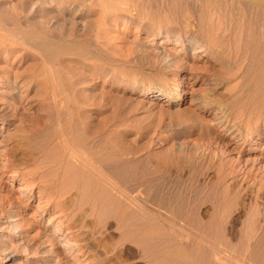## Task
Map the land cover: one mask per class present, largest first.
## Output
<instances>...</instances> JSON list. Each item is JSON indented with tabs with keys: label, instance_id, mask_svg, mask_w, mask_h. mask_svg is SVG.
Here are the masks:
<instances>
[{
	"label": "rangeland",
	"instance_id": "374dc122",
	"mask_svg": "<svg viewBox=\"0 0 264 264\" xmlns=\"http://www.w3.org/2000/svg\"><path fill=\"white\" fill-rule=\"evenodd\" d=\"M220 2L221 17L224 10H232L235 20L249 13L240 1ZM201 3L203 0H107L110 7L103 4L106 10L86 7L87 16L73 18V14L61 12L57 1L47 8L48 0H0V264H63L55 261L56 252L64 251L59 237L53 236L56 244L48 242L44 254L30 243L23 244L19 233L27 232L28 237H37L43 229L53 233L56 212L44 199L52 186L59 187V177H74L65 175L62 163H55L70 161L62 153L68 146L76 154L86 153L92 166L102 168V175L115 179L114 186L112 181H104L108 185L100 184L95 192L87 186L100 199L119 201L114 192L117 186L127 188L143 178L146 188L149 184L148 190L164 195V201L179 215L187 212L189 221H176L178 254L186 252L197 264L223 259L225 264H264V139L235 143L196 107L201 96L228 99L239 86L236 80L228 84L222 80L214 88L203 82L205 76L220 75L221 69L211 56L193 53L195 43L187 41V37L204 36L197 32L206 15ZM39 17L45 22L36 21ZM224 21L215 22V29L226 33L225 39L237 40L239 30L226 31L229 20ZM26 34L31 38L27 40ZM156 89L167 92L169 98L158 96ZM60 125L62 141L54 135ZM6 151L16 166L6 161ZM60 155L64 157L60 159ZM70 184L67 188L76 201L81 188ZM84 197L79 204L87 199ZM105 218L96 229L108 240L105 242L113 241L111 263L161 264L150 251L165 248V235L153 234L152 240L140 241V246L134 243L138 238L131 228L121 231L119 220ZM13 222L19 228H12ZM202 226L207 227L208 236L200 241ZM119 234L125 238L120 240ZM154 235H161V242L159 237L154 242ZM209 235L223 241H217L220 255L211 252ZM146 240L152 243L150 249ZM186 257L180 254L178 263L183 264Z\"/></svg>",
	"mask_w": 264,
	"mask_h": 264
},
{
	"label": "bare ground",
	"instance_id": "6f19581e",
	"mask_svg": "<svg viewBox=\"0 0 264 264\" xmlns=\"http://www.w3.org/2000/svg\"><path fill=\"white\" fill-rule=\"evenodd\" d=\"M48 1L50 4L47 6V8H52L53 2L57 1L59 3V7L61 8V12H64L65 14L66 13L73 14L72 15L73 18H82L83 16H87L85 13V11L88 12V10H86L87 9L86 7L93 8L94 6H96L98 8H102L101 6H103L102 10L105 8L104 5H106V8L110 7V6H108V4H106L107 0H48ZM230 1H232V0H230ZM234 1H235V3H236V1L237 2L240 1V3L242 5L244 4V8L246 10L249 8L248 9L249 13L247 12L248 17H246V15H247V13H246V15L243 14V16L239 17V19H238V16H236L237 20H235L236 18L233 19V17H232V15L234 13L231 15L232 10L228 11V12L224 10L225 14L223 15V12H224L223 11L222 17H221L220 16L221 14L218 12V10L220 11V9H219L220 4H221L220 0H203L204 4L203 3H201V4H203V9H204V11H206L204 13H206L207 16L203 15L201 20H200V18L198 19V21L200 20L199 21V27H197L198 29L197 28L196 29H197V32H200V34L203 33L204 36L202 38L201 37L196 38V35H195V37H194L195 39L191 38V37H187V41L189 43H192V44L195 43V48H194L193 53H197V54L201 53L202 56H211L212 60L214 59V60L219 61V67L221 69L220 75L214 74V75L205 76L204 78H202V79H204L203 82L206 83L208 85V87L214 88V86L217 85L218 83L220 84V82L222 80L224 82H227V84L232 80H236V82L239 83L238 90L235 91V93L231 95V98H228V99L222 98L220 101H216V100L212 99V97L210 98L208 96H201L197 101L198 103L196 104V107L198 109L202 110L204 114L207 113V115L211 117V122H213V124L218 127L219 131L225 132V134L228 136L229 139L234 140L235 143L245 145V144H247V142L251 141L252 139H264V0H239V1L234 0ZM223 2H224V0H223ZM46 5H47V3H46ZM106 8H105V10H106ZM201 9H202V7H201ZM91 10H93V9H91ZM91 10L89 9V12ZM100 12H101V10H100ZM41 18L37 19L36 21H38V22H39V20L42 21L43 17H41ZM224 18H226V21H227V18L229 20V22H227V23H229L227 29L223 26L226 31L228 30V32H231V31L234 32V29L239 30L240 33H239V38L238 39L236 38L237 40H235L234 37L232 38L233 40L225 39L224 35H226V33H224L222 30H219L220 29L219 27L215 29L214 23L216 22V23L221 24V19H222V21H224ZM84 19H86V18H84ZM97 19H98V17H97ZM43 21H42V23H43ZM84 23L86 24V20ZM216 23H215V25H216ZM84 26H86V25H84ZM6 36H7V33H6ZM28 36L26 34L27 40L29 38H31V37L28 38ZM235 37H236V35H235ZM237 37H238V35H237ZM46 43H47V39H46ZM35 50H37V49H35ZM196 58H198V56H196ZM209 62H210V59H209ZM154 93H156L158 96H163L164 98H169L167 92H162L159 89H156L154 91ZM65 95H66V93H65ZM57 98H59V97H57ZM60 108L57 109L58 112H59ZM55 109H56V106H55ZM66 109L68 110V108H66ZM70 109H71V107H70ZM62 110H63V108H62ZM49 113H51V112H49ZM64 119H62V120H64ZM64 123L65 122L63 121V124ZM64 134H65V130H64ZM54 135H55V137H57V140L59 138H61V141H62L63 128L61 125L58 128V130H56L54 132ZM50 137H51V135H50ZM64 138L66 140V136ZM59 143L63 144L60 141H59ZM55 144L57 145V143H55ZM53 147H51V148H53ZM78 147H80V146H78ZM78 147L75 146V149ZM64 148H65L66 152L63 150L62 153L64 154V156L67 153L68 154L67 160H70V161L69 162L65 161L66 164L64 165V162H63L64 160L61 159L64 156H61L62 154L60 152H58V154L59 153L61 154L59 157L61 159V161L58 162L57 161L58 158H57V160H56L57 162H55V161L54 162L57 164H60V163L63 164V169L65 168L64 170L66 172L64 170H62L61 173L63 171L65 172V175L72 173V175L74 177L72 176L73 177L72 179L69 178L71 180H67V178L64 179L63 178L64 176L59 177L58 178L59 179V185L58 186L60 188L57 187V185H55L53 182V185H55V186L53 187L51 185L52 187L50 188V191L45 194L44 200L46 201V203L50 202V204H51L50 210L52 209V212H56V213H54L55 214L54 217L57 219V221H56L55 225L53 224L54 225L53 228H51L53 233L48 234L43 229V231H41L39 233V235H37V237H28L27 232H22V233L20 232L19 235L21 237L20 238L21 242L22 243L24 242L23 244L30 243L32 246H34L35 250L38 253H44L45 254L48 251V248H47L48 242H54L56 244V240H55L56 238L54 239L53 236H57V237H59L58 240L62 241L61 244L63 246L64 251L66 250V253L64 254L63 253L64 251L63 252H60V251L56 252V254H55V258H56L55 261L56 262L59 259L62 261L63 264H72V263L82 264L83 262H84L83 264H114L113 262L111 263V261H110L111 258L113 257V256L112 257L110 256V246H113V244H112L113 241L111 242L112 245L109 242L108 243L105 242V240L106 241H108V240L103 239V234L100 233L101 231L99 232V230L96 229V224L101 223L102 218H105V217L107 218L108 216H110V217L113 216L116 218L118 223H119V221H120V223H122V225L119 224L120 228L118 225V228L121 231H122L121 228H123V227H125L124 231H128L127 227L132 229L130 232L133 231L132 234L135 235V238L136 237L138 238L137 239L138 241L136 239L134 241V238H133L134 236H131V234H130L129 238L132 237L134 243L136 242L135 244H137V242H138V245L140 244V246H141V242L143 240H145V239L152 240L153 238H150V236L153 237V234L157 235V233H160L162 236L165 235V237H163V239L164 240L166 239V241H164V242L162 241L165 244V248L164 249L163 248L158 249V248H154V246H152V250L154 248L153 252L149 250L151 253V257L154 258V260H157L156 261L157 263L159 261L161 264H181L180 261L178 263V258H180V254L182 256L184 254L186 257V252L183 254L182 253L178 254L179 249H180V243H179L180 242L179 241V237H180L179 234L180 233H179V226L177 225L178 223L176 221H179L180 219L188 220L187 219L188 218L187 212H185V214H183L182 216L179 215V213L175 209V207H172L173 205L164 201V199L162 198V196L164 197V195L156 193L155 192L156 190L153 192H151V190H148V187H150L149 184H147V188H146V182L144 181L143 178H141V179L137 178L138 181L136 183H134L135 182V180H134V182H133L134 184L132 182H130V184H128L129 186L127 185L128 186L127 188H119L120 185L117 186V188L114 187V188H116V191H114V192L118 193V199H120L119 201H116V202L113 201L112 197H111L112 199L109 197L111 201L100 199L98 197L99 196L98 193H96V194L94 193L95 190L97 191V189L101 188L102 185H108L106 183H103L104 181H106L108 183H110L112 181L110 183V185L114 186L115 179L109 180L110 178L107 179V174L102 175L100 173V170L102 168L98 165L101 168L99 170V167H98V169H96L94 166H92V163H91L92 160L89 161L90 157L88 159L86 157H84L86 153L85 154L82 153L83 155L76 154L69 146L64 147ZM100 149H102V148H100ZM103 150H104V148H103ZM9 151H6V153H4L3 155L6 157V161L8 162V164H10V165L12 164L13 166H16V164L15 165L13 164L14 158H12V155H10ZM69 156L74 159V160H72L73 162L71 161V159H68ZM86 156H87V154H86ZM42 158L44 159V157H42ZM46 158L47 157H45V159ZM34 159H35V157H34ZM64 159H66V157ZM92 159L94 161L95 158H92ZM103 159H105V157H103ZM96 160H101V159L97 158ZM41 162H42V160H41ZM51 162H52V160H51ZM99 162L101 163V161H99ZM43 163H44V161H43ZM28 164H30V163H28ZM50 164L51 163H49V165ZM47 166H48V164H47ZM60 166L62 167V165H60ZM4 167H7V166H4ZM15 168L16 167H14V169H13L14 172L17 171V169H15ZM51 169H49V171ZM49 171H47V173H49ZM51 172H52V170H51ZM101 172L103 173V171H101ZM54 173H55V171H54ZM59 174H60V171H59ZM48 175L50 177V174H48ZM56 175H58V174H56ZM62 175H63V173H62ZM58 176H60V175H58ZM65 177H68V176H65ZM88 178L91 180V182ZM87 180H89V182L92 184L90 185V183H88V185H87V182H86ZM55 183H56V181H55ZM70 183H72V184H70ZM57 184H58V182H57ZM68 184L73 185L74 188H76V189H79V188L82 189L84 187L87 189V186H89V189L94 191V192L92 194L91 192H89L90 190L88 191V189H87L86 192L87 193L89 192V197L86 194H85L86 196L84 197L82 194L84 192V190L81 192V189H80V194H79V196L77 195V197H79V198L75 201L74 197L71 198V196L72 195L74 196V194L71 195L70 192H72V191H70L71 188H69L70 190L67 188V186H69ZM100 184H102L101 187L99 186ZM158 184H159V182H158ZM91 186H92V188H90ZM39 187H41V186H39ZM56 187H57V189L55 190ZM65 188L67 190H65ZM76 189L74 191L75 195H76ZM105 189L106 188L103 187V190H105ZM111 191H113V190H111ZM86 192H84V193H86ZM105 193H106V191H105ZM112 194H113V192H112ZM80 195H81L82 199H83V197H84V199L87 198L84 200V202L82 200L81 204H79L80 203L79 199H81ZM113 196H115V195H113ZM119 197H122L123 199L119 198ZM73 198H74V200H73ZM172 201H174V200H172ZM182 211H184V210L182 209ZM108 219L110 220V218H108ZM112 220H114V219H112ZM16 223L18 225V222H16ZM13 224H14V222H13ZM17 225L14 224V226L12 228H14V227L16 228ZM188 225H189V223H188ZM188 225H187V227H188ZM97 226L99 228V225H97ZM102 226H104V224ZM115 226H116V224H115ZM206 226L200 227L201 229L199 228V230L201 231L202 234L205 233V235H202V234L200 235V238H199L200 241H203L204 237L206 236V230H208V229H206V230L204 229ZM17 228H19V225L17 226ZM106 229H100V230L105 231ZM116 230H117V228H116ZM193 230H194V228H193ZM146 231L148 233H145ZM101 234H102V236H101ZM122 234L125 235V233H122ZM122 234H119V236L121 235L119 238L120 240L122 238L123 239L125 238L124 235L122 236ZM161 235H159V236H161ZM154 237H155L154 242L160 240V237L158 238L155 235H154ZM206 237H205V239H206ZM209 237H210V235H209ZM216 237H210V239L208 240V238H207V240H208L209 245H211L210 250H211V252L213 251V255L214 254L220 255V253H216V250L218 252L217 247L221 246V243H223V241H221L220 239L216 240ZM127 238H128V236H127ZM157 238H158V240H156ZM217 241H218V243H219V241L221 242L220 245L219 244L217 245ZM148 242L149 241H147V244H148ZM160 242H161V240H160ZM197 242L198 241H196L195 245H197ZM142 243H146V242H142ZM157 243L159 244V242H157ZM149 244L151 246L152 243H149ZM149 244H148V246H149ZM206 244H207V242H206ZM224 244H222V245L224 246ZM146 246H145V249H146ZM150 246L148 249H150ZM159 246H160V244H159ZM199 247H200V245H199ZM49 250H50V248H49ZM115 251H117V248L115 249ZM221 251H222V249H221ZM221 251H219V252H221ZM201 252H202V250H201ZM211 252H209V253H211ZM113 255H115V254H113ZM178 255H179V257L177 258ZM210 256L213 257L212 255H210ZM233 257H234V255H233ZM239 257H240V255H239ZM80 258H82L83 260H81ZM186 258L187 259H185V261L183 260L184 261L183 264H197L195 262L196 260L191 255H188V257H186ZM220 259H221V257L219 258V260ZM214 260L216 261V260H218V258L214 259ZM209 263H211V262H209ZM212 263H214V261ZM217 263H214V264H217ZM238 263H239V261H238ZM219 264H225L224 259L222 260V262L220 261Z\"/></svg>",
	"mask_w": 264,
	"mask_h": 264
}]
</instances>
